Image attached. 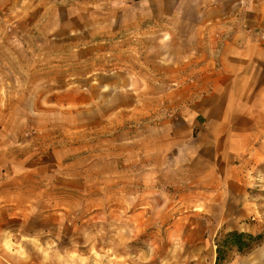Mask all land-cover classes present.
<instances>
[{
    "label": "rangeland",
    "instance_id": "374dc122",
    "mask_svg": "<svg viewBox=\"0 0 264 264\" xmlns=\"http://www.w3.org/2000/svg\"><path fill=\"white\" fill-rule=\"evenodd\" d=\"M34 1H0V207L21 215L9 226L19 227L21 238L3 246L0 264H215L216 237L231 230L261 240L244 252L228 250L220 264H264V159L247 165L245 192L230 200V214L220 213L216 199L176 196L172 177L146 181L139 161L128 157L140 143L138 128L127 119L108 122L113 105H130L142 88L127 86L130 73L121 71L111 74L118 86H99L98 73L73 57L94 27L119 35L114 18L125 8L116 11L108 0H88L89 6L70 0L68 9L33 7ZM138 15L134 8L129 17ZM131 23V59L139 63L143 44L157 40L142 42L146 35ZM51 35L57 38L48 43ZM61 36L69 44L67 61L55 53ZM159 42V88L172 98L176 26L167 25ZM5 252L20 261H4Z\"/></svg>",
    "mask_w": 264,
    "mask_h": 264
},
{
    "label": "crops",
    "instance_id": "0c3cea01",
    "mask_svg": "<svg viewBox=\"0 0 264 264\" xmlns=\"http://www.w3.org/2000/svg\"><path fill=\"white\" fill-rule=\"evenodd\" d=\"M108 2L116 11L125 8V15L114 18L121 23L119 35L94 27L91 40L78 42L73 57L98 73L94 81L99 86H118L117 77L111 74L121 71L130 73L127 86L142 88L130 105H113L109 125L127 119L138 128L140 143L128 157L139 161L143 174L151 177L146 181L157 175L172 177L176 196L188 192L187 198L195 193V198L216 199L221 214L233 213L230 200L245 192L247 165L252 159H264V43L260 40L264 0ZM70 5V0H36L32 4L61 9ZM77 5L89 6L90 1L78 0ZM134 8H139L135 19L129 17ZM150 8L156 13L150 14ZM39 17L58 20L57 15ZM68 19L66 15L60 22ZM131 21L146 35L142 42L157 40L155 45L143 44L139 63L131 59ZM170 24L176 26V92L172 98L159 88L164 85L159 40L164 39ZM54 37H46L47 42L56 40ZM60 40L55 53L64 54L67 61L69 44L67 39L63 43L62 36ZM47 54L54 55L53 51ZM122 109L127 113L118 112ZM137 122L141 125L136 126ZM236 208L239 213L243 204L238 202ZM19 213L13 206L0 207L1 258L3 246L21 238L19 227L16 231L9 228L11 220L21 218ZM30 230L34 229L28 226ZM5 256L6 262L20 261L13 254Z\"/></svg>",
    "mask_w": 264,
    "mask_h": 264
},
{
    "label": "trees",
    "instance_id": "16d2710c",
    "mask_svg": "<svg viewBox=\"0 0 264 264\" xmlns=\"http://www.w3.org/2000/svg\"><path fill=\"white\" fill-rule=\"evenodd\" d=\"M260 240V234L253 235L237 230H231L223 235L217 236L215 240V264H220L225 259L228 250L235 248L238 252H244L258 244Z\"/></svg>",
    "mask_w": 264,
    "mask_h": 264
},
{
    "label": "built area",
    "instance_id": "2783aa9c",
    "mask_svg": "<svg viewBox=\"0 0 264 264\" xmlns=\"http://www.w3.org/2000/svg\"><path fill=\"white\" fill-rule=\"evenodd\" d=\"M260 40L264 43V33H260Z\"/></svg>",
    "mask_w": 264,
    "mask_h": 264
}]
</instances>
